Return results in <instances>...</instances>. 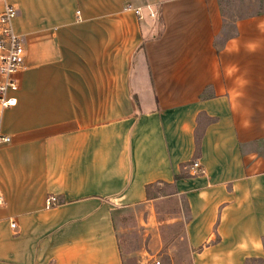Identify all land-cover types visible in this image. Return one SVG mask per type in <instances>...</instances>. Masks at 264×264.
<instances>
[{
    "label": "crops",
    "instance_id": "crops-1",
    "mask_svg": "<svg viewBox=\"0 0 264 264\" xmlns=\"http://www.w3.org/2000/svg\"><path fill=\"white\" fill-rule=\"evenodd\" d=\"M3 2L24 56L1 114L0 264L264 257V11L221 38L218 0Z\"/></svg>",
    "mask_w": 264,
    "mask_h": 264
},
{
    "label": "built area",
    "instance_id": "built-area-1",
    "mask_svg": "<svg viewBox=\"0 0 264 264\" xmlns=\"http://www.w3.org/2000/svg\"><path fill=\"white\" fill-rule=\"evenodd\" d=\"M130 8V5H126ZM138 14V11L134 9ZM17 14L16 7L7 2H3L0 11V145L10 141L9 135L1 131V114L2 111L14 106L16 99L14 93L18 89V82L15 74L23 68L24 48L22 44V36L13 29L12 22ZM183 168L190 175L202 172V168L197 159L190 160ZM45 206H52L56 203L55 197L48 195L44 199ZM3 203L2 194L0 192V204ZM11 228L14 223L9 224ZM144 264H160L157 258H150Z\"/></svg>",
    "mask_w": 264,
    "mask_h": 264
},
{
    "label": "rangeland",
    "instance_id": "rangeland-1",
    "mask_svg": "<svg viewBox=\"0 0 264 264\" xmlns=\"http://www.w3.org/2000/svg\"><path fill=\"white\" fill-rule=\"evenodd\" d=\"M218 3L221 8L222 16H223V31L221 38L232 32L233 22L235 19L264 11V0H218ZM133 236L137 243L138 236L136 235V233ZM174 250L175 253L173 255V258L182 257L186 253V249L184 247H178L175 248ZM129 258H130L129 264L131 263L142 264L145 255L144 253L141 254V250L140 252H137L135 250L134 253L131 255V257ZM156 258L160 261V264H188V263H171L169 261V255L167 253H163L162 255L158 253L156 254ZM245 264H264V257L259 260H248L245 262Z\"/></svg>",
    "mask_w": 264,
    "mask_h": 264
},
{
    "label": "clouds",
    "instance_id": "clouds-1",
    "mask_svg": "<svg viewBox=\"0 0 264 264\" xmlns=\"http://www.w3.org/2000/svg\"><path fill=\"white\" fill-rule=\"evenodd\" d=\"M258 28L261 29L262 31H264V22H262L261 24H258ZM246 50L250 53H253L257 50V44L254 41H250L247 43V47ZM231 51V50H229ZM236 51H238V49H236ZM238 71V67L236 65H230V66H225V70H224V75L226 79H231L233 78L234 74ZM237 97L242 98L243 97V93L242 92H238L237 93ZM243 107V105H237V107L234 109L235 111H237L238 114H240L243 117V113L240 112V108Z\"/></svg>",
    "mask_w": 264,
    "mask_h": 264
},
{
    "label": "trees",
    "instance_id": "trees-1",
    "mask_svg": "<svg viewBox=\"0 0 264 264\" xmlns=\"http://www.w3.org/2000/svg\"><path fill=\"white\" fill-rule=\"evenodd\" d=\"M160 1H163V0H160ZM196 137V140H195V147L197 148V145H198V139H197V135L195 136Z\"/></svg>",
    "mask_w": 264,
    "mask_h": 264
}]
</instances>
